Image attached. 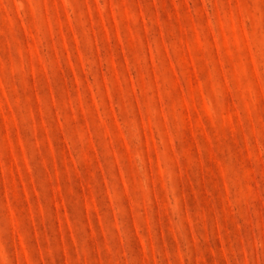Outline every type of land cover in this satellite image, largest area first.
<instances>
[{"label": "rangeland", "instance_id": "obj_1", "mask_svg": "<svg viewBox=\"0 0 264 264\" xmlns=\"http://www.w3.org/2000/svg\"><path fill=\"white\" fill-rule=\"evenodd\" d=\"M0 264H264V0H0Z\"/></svg>", "mask_w": 264, "mask_h": 264}]
</instances>
